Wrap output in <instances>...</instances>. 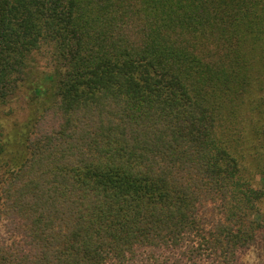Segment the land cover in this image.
I'll return each instance as SVG.
<instances>
[{
	"label": "trees",
	"instance_id": "obj_1",
	"mask_svg": "<svg viewBox=\"0 0 264 264\" xmlns=\"http://www.w3.org/2000/svg\"><path fill=\"white\" fill-rule=\"evenodd\" d=\"M258 177L264 0H0V264H264Z\"/></svg>",
	"mask_w": 264,
	"mask_h": 264
},
{
	"label": "rangeland",
	"instance_id": "obj_2",
	"mask_svg": "<svg viewBox=\"0 0 264 264\" xmlns=\"http://www.w3.org/2000/svg\"><path fill=\"white\" fill-rule=\"evenodd\" d=\"M36 57H37V65L35 68H33L31 72V76L35 80L42 81L43 79H45L46 73L48 74V72H46V69H45L47 58L43 56H39V55H37ZM25 111L26 110H24V112H21L19 114V115H22L21 116L22 119L26 117ZM7 117H9L7 118V121H8L7 124L10 127V125L14 122V117L12 115H8ZM258 180L260 181V185L264 186V181H262L259 177H258ZM260 209L264 217V201L260 203ZM12 227H15V224L13 223L11 219L10 220L8 219V216L3 215L0 217V245L1 243H7V239L9 238V232L11 231ZM258 256L259 255L257 253V250L255 249L251 250L245 258L246 264H257L259 260Z\"/></svg>",
	"mask_w": 264,
	"mask_h": 264
}]
</instances>
